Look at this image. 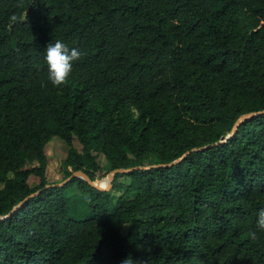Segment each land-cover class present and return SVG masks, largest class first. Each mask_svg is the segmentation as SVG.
<instances>
[{"label":"trees","instance_id":"trees-1","mask_svg":"<svg viewBox=\"0 0 264 264\" xmlns=\"http://www.w3.org/2000/svg\"><path fill=\"white\" fill-rule=\"evenodd\" d=\"M57 39L83 53L59 88L45 61ZM259 111L264 0H0V216L42 190L0 220V264H264V114L215 146ZM56 138L61 182L210 147L109 191L45 189Z\"/></svg>","mask_w":264,"mask_h":264},{"label":"clouds","instance_id":"clouds-1","mask_svg":"<svg viewBox=\"0 0 264 264\" xmlns=\"http://www.w3.org/2000/svg\"><path fill=\"white\" fill-rule=\"evenodd\" d=\"M18 19L19 18L15 15L11 17L13 22H16ZM45 52L48 81L57 88L66 86L72 76L74 62L78 61L83 53L78 48H69L65 42L59 39L55 40L54 43H49ZM257 215L256 227L264 231V210L259 211ZM248 235L253 240L257 238V234L254 231L250 232ZM121 264H145V262L136 261L131 254H129Z\"/></svg>","mask_w":264,"mask_h":264},{"label":"water","instance_id":"water-1","mask_svg":"<svg viewBox=\"0 0 264 264\" xmlns=\"http://www.w3.org/2000/svg\"><path fill=\"white\" fill-rule=\"evenodd\" d=\"M264 114V111H259V112H252V113H248V114H244L242 115L238 120L237 123L232 131V133L229 136H223L221 138V140L215 144H224L228 141L229 138H231L232 136L235 135V133L237 132V128L238 126L244 122L247 119L256 117L258 115ZM214 146V145H213ZM210 147V145L202 147V148H194L190 151H188L187 153H185L182 157H180L179 159H177L176 161L169 163V164H159V165H149V166H136L133 168H129V169H115L113 171H111L109 174H107L103 179L99 180V179H91L90 176L88 174H86L84 171L79 170V171H75L70 177H68L65 181L58 183V184H50L47 185L45 187V189L47 188H51V187H58V186H64L65 184H67L68 182L72 181L75 178H80L85 180L88 184H90L93 188L99 190V191H109L112 186H113V181L115 179V176L117 174H126V173H131L135 170H150V169H155V168H165V167H172L176 164L181 163L190 153L193 152H198L201 150H204L206 148ZM42 192V190H39L31 195H29L27 198H25L22 202H20L17 206L14 207V209L11 211V213H9L8 215L5 216H0V220H5L9 217H11L13 215L14 212H16L26 201H28L29 199L39 195V193Z\"/></svg>","mask_w":264,"mask_h":264},{"label":"rangeland","instance_id":"rangeland-1","mask_svg":"<svg viewBox=\"0 0 264 264\" xmlns=\"http://www.w3.org/2000/svg\"><path fill=\"white\" fill-rule=\"evenodd\" d=\"M75 145L80 149L81 145L79 142H75ZM46 153L49 157V164L46 169V176L49 183H59L63 180L64 172L61 170V167L64 164V161L67 157V146L64 142L59 140L58 138L54 139L51 143H49L46 147ZM99 163L102 166H105L106 160L103 155H101L98 159ZM104 172L101 174H97L96 179H103ZM32 182H37V179L32 177ZM3 185L0 184V188ZM78 188L73 189V193H76ZM128 227L124 228V233L127 232Z\"/></svg>","mask_w":264,"mask_h":264}]
</instances>
